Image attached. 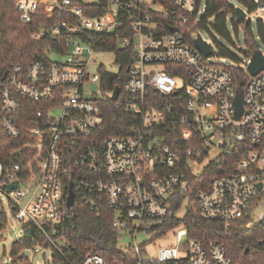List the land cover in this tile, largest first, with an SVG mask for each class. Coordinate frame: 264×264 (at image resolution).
I'll return each instance as SVG.
<instances>
[{
	"label": "built area",
	"instance_id": "obj_1",
	"mask_svg": "<svg viewBox=\"0 0 264 264\" xmlns=\"http://www.w3.org/2000/svg\"><path fill=\"white\" fill-rule=\"evenodd\" d=\"M208 1L17 0L23 22L40 8L47 17L62 14L41 34L65 48L13 64L0 82V127L18 140L21 156L8 167L0 161V190L23 230L32 226L50 243L24 250L48 249L50 264H238L222 242L191 239L185 223L177 222L192 210L226 227L246 215L250 224L264 219V209L256 214L264 203V70L251 75L248 57L238 74L199 50L195 38ZM237 1L246 15L264 9V0ZM114 37L119 49L132 48L131 61L117 63L114 79L102 63L92 74L95 54L113 51ZM26 99L39 108L26 114ZM110 101L130 116L122 134L101 130L102 106ZM233 147L241 151L232 171L219 166L208 180H192ZM14 181L17 187L7 190ZM79 206L112 211L116 255H67L64 229ZM171 234L175 242H164L156 254L148 250Z\"/></svg>",
	"mask_w": 264,
	"mask_h": 264
},
{
	"label": "trees",
	"instance_id": "obj_2",
	"mask_svg": "<svg viewBox=\"0 0 264 264\" xmlns=\"http://www.w3.org/2000/svg\"><path fill=\"white\" fill-rule=\"evenodd\" d=\"M16 2L17 0H0V82L4 80L13 64H26L34 59L36 54L44 55L46 51H65L64 46L58 43L55 36L50 33L44 36L41 34V31L46 28L49 29L63 15L55 12L53 16L47 17L44 9L40 8L32 15L30 21L23 22ZM228 14L232 15L233 31L238 36L239 24L245 19H236L235 6L230 0H209L199 28L208 30L214 40L216 50H213L212 56L217 54L229 58L232 61L230 66L234 68V71L238 74H244L245 70L239 65L242 58L217 38V36L222 37L228 43L234 44L228 26ZM211 18L212 20H210ZM244 38L247 47L239 48V50L245 58H248L251 57L254 50L261 48L257 38L264 46V21L258 19L255 35L249 20L245 28ZM117 42V37H114L108 48L114 49L116 63L124 62V65H127L131 61L132 48L119 49ZM124 69L126 68L124 67ZM116 82L122 84L120 79ZM32 104L33 102L29 99L25 100L23 110L26 114H30L32 110L39 108L36 104ZM113 104L110 101L102 106L104 123L101 130L105 135L122 134L128 127L130 116L115 108ZM20 125L22 126L23 123L20 122ZM18 144V140L9 137L0 127V161L4 163L5 167H8L12 161L21 159V156L15 152ZM262 146H264V141ZM240 151V147L225 150L220 157V162L217 160L210 162L203 175L201 177L191 176L192 180L198 182L203 177L208 180V178L213 177L216 168L219 166H222L226 171H232L237 158L240 156ZM4 220L6 221L5 216L1 218L0 229L5 228ZM177 222L185 223L187 235L191 239H198L205 243L210 241L222 242L228 255L238 264H264V219L250 224V216L246 215L232 221L231 225L226 227L224 222L203 218L196 210H192ZM64 232L69 245V248L64 251L69 256L90 252H100L106 256L116 255L118 233L112 225V211L108 209L96 213L79 206L73 225L65 227ZM38 242L42 245H50L48 239L37 229L34 232V240L21 237L13 241L10 252L12 263H28L29 259L23 255L22 250L26 247L35 246ZM54 251L59 259L61 256L58 251Z\"/></svg>",
	"mask_w": 264,
	"mask_h": 264
},
{
	"label": "rangeland",
	"instance_id": "obj_3",
	"mask_svg": "<svg viewBox=\"0 0 264 264\" xmlns=\"http://www.w3.org/2000/svg\"><path fill=\"white\" fill-rule=\"evenodd\" d=\"M230 2L235 5V6H242V4L237 1V0H230ZM204 6L202 7L200 11V17L204 15ZM231 18L232 15L228 14V26L230 29V32L232 34L233 42L234 44L228 43L225 39L222 37L217 36L218 40L228 46L233 52L237 53L240 58L244 61L245 57L244 55L240 52L239 48H244L246 46L245 38H244V32L246 25L248 21H251V26L253 28V31L256 35V24L258 19H262L264 21V9H259L255 11L248 12V14L245 17L244 21H241L239 24V35L236 36L232 23H231ZM212 20V18L210 19ZM209 20V21H210ZM200 33L204 40H206L212 47V49L215 51L216 46L214 43L213 38L211 37L210 33L208 30L204 28H200L197 33ZM258 44L261 46V48L264 50V46L261 43L260 39L257 38ZM263 46V47H262ZM53 58L56 60L59 58H63L62 56H57L53 55ZM96 58V64L92 65L90 67V72L92 74L98 73L99 72V64L102 63L105 67L106 70L110 71H117L118 70V65L115 62V53L114 51H109V52H97L95 54ZM210 59L213 62H219L221 64H230L232 61L227 58V57H221L218 56L217 54L213 55L210 57ZM246 62V61H244ZM235 65H238L234 63ZM241 67L244 66V63L242 61L239 63ZM91 89L96 90L97 85L96 84H90L89 85ZM30 194H28L27 198L23 200V203L28 199ZM264 209V203H262L259 207V209L256 211V214H259L262 210ZM186 211V205L182 206L180 210L178 211L177 216L178 217H183L185 215ZM6 218L5 222V228L0 229V264H13L12 259H10V252L12 249V243L13 241H16L17 239L21 238L22 236V230L23 226H20L19 221H17L13 215V211L11 210V207L8 204V199L7 195L4 191L0 190V221L1 218L4 217ZM122 240L125 242H128L130 240L129 237H122ZM176 236L174 234H171L169 237H164V238H157L154 240V244L148 246V250L154 254L157 253L158 247L160 245H164L165 243H171L175 242ZM184 242L186 241L185 239L183 240ZM165 242V243H164ZM22 253L26 256L29 257V262H21V263H15V264H50V257H51V252L48 249H42L39 248L38 246L34 248H29V250H22Z\"/></svg>",
	"mask_w": 264,
	"mask_h": 264
},
{
	"label": "water",
	"instance_id": "obj_4",
	"mask_svg": "<svg viewBox=\"0 0 264 264\" xmlns=\"http://www.w3.org/2000/svg\"><path fill=\"white\" fill-rule=\"evenodd\" d=\"M235 14H236V19L237 20H243L246 17V12L243 10L242 7L237 6L235 8ZM46 34V31H44L43 36ZM195 44L199 48V50L206 56L211 55L213 52V49L211 45L204 40L201 34H198V36L195 38ZM264 70V51L260 48L256 49L253 51L250 60L247 64V71L251 75H255L259 73L260 71ZM109 76L111 79H114L116 76V73L113 71L109 72ZM119 94V87L116 86L113 94V99H116ZM235 104H236V117L239 118L242 114L243 110V92L242 88L240 86L237 97L235 99ZM260 186V185H259ZM17 187V182L14 181L6 186L7 190H12L13 188ZM67 203L69 206L73 205L74 203V194L72 191V185L70 186L69 190V196L67 198ZM33 227L32 226H27L23 232H22V237L25 239H31L33 237ZM246 251H248L246 249Z\"/></svg>",
	"mask_w": 264,
	"mask_h": 264
}]
</instances>
